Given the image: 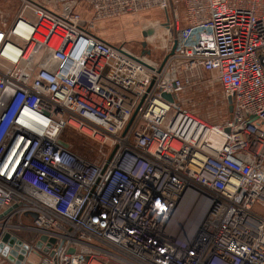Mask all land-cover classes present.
I'll use <instances>...</instances> for the list:
<instances>
[{"label": "built area", "instance_id": "obj_1", "mask_svg": "<svg viewBox=\"0 0 264 264\" xmlns=\"http://www.w3.org/2000/svg\"><path fill=\"white\" fill-rule=\"evenodd\" d=\"M16 1L0 26V264H264V0ZM144 12L167 16L160 64L100 36ZM209 77L232 99L225 123L175 98ZM68 127L111 159L72 152ZM189 194L204 214L182 231Z\"/></svg>", "mask_w": 264, "mask_h": 264}, {"label": "rangeland", "instance_id": "obj_2", "mask_svg": "<svg viewBox=\"0 0 264 264\" xmlns=\"http://www.w3.org/2000/svg\"><path fill=\"white\" fill-rule=\"evenodd\" d=\"M19 7V3L16 0H0L1 27L7 28L10 25L17 15ZM113 21L102 33L109 36L112 45L123 46L126 50L140 54L144 50L142 47V43H144V38H142L144 37V31L142 33L141 27H144L145 30L148 27H152L156 30L155 37L151 43L147 44L145 49L150 54L145 55V57L154 64H160L164 60L167 52L165 45L169 38L164 25L167 23L165 13H140L124 16ZM12 41L16 43L14 39ZM209 79L208 82L191 87L175 98L182 104L183 109L198 119L208 124L225 123L230 119L231 111L221 101V99L224 101L225 95L220 84L215 80H211L210 77ZM62 138L70 145L72 152L85 158L92 164H104L113 153V149L109 143L100 142L73 127H68L64 131ZM189 195L183 198L174 216L175 226H179L182 231L195 229L204 214L203 202L200 199H196L193 194L190 197ZM254 211L264 215V211L259 206H256ZM36 263L35 256L31 255L29 264Z\"/></svg>", "mask_w": 264, "mask_h": 264}, {"label": "water", "instance_id": "obj_3", "mask_svg": "<svg viewBox=\"0 0 264 264\" xmlns=\"http://www.w3.org/2000/svg\"><path fill=\"white\" fill-rule=\"evenodd\" d=\"M154 32H155V30L153 29V30H151L149 33L151 34V33H154ZM144 37H145V38L147 37V33H144ZM143 42H144V41H143ZM142 47H143L144 50H145V48L147 47V42L142 43ZM145 54H146V53H145ZM147 54H150V52L147 51ZM163 97H164L165 99H167L168 101H170V102H174V99H173V97H172L171 95L164 94ZM228 102H229L230 105H232V99H231V98H228ZM227 131H228V130H227ZM63 145H64L65 147H68L67 144H64V143H63ZM112 155H113V153H112ZM112 155L110 156L109 159H111ZM12 241H13V240H11L10 236H9V235H6V236L3 238L2 243L0 244V253H1L3 256L7 257V259H8L9 261L14 262V258L12 257V255H9V254H8V249L4 246V244H6V243H11ZM20 259H22V257H20ZM17 264H19V262H17Z\"/></svg>", "mask_w": 264, "mask_h": 264}, {"label": "crops", "instance_id": "obj_4", "mask_svg": "<svg viewBox=\"0 0 264 264\" xmlns=\"http://www.w3.org/2000/svg\"><path fill=\"white\" fill-rule=\"evenodd\" d=\"M80 13H82V15L84 16V17H89L90 16V13L88 12V11H86V9L83 7V8H81L80 9ZM144 13H147V12H144ZM140 17V16H139ZM114 21L113 20H109L107 23H106V28H107V26H109L110 24H112ZM141 29H142V33H143V31H144V33H147V37L145 38V37H142V38H144L143 39V41L144 42H147V44H149V43H151L152 41H153V39H154V37H155V33H149L151 30H153V28L152 27H148V28H146V30L144 29V27L142 28L141 27ZM142 33H141V35H142ZM104 40H106L107 42H109V43H111L110 42V39H109V36H107V35H104V34H101L100 35ZM146 53V54H145ZM140 54H142V55H149V54H147V50L145 49V50H142L141 52H140Z\"/></svg>", "mask_w": 264, "mask_h": 264}, {"label": "trees", "instance_id": "obj_5", "mask_svg": "<svg viewBox=\"0 0 264 264\" xmlns=\"http://www.w3.org/2000/svg\"><path fill=\"white\" fill-rule=\"evenodd\" d=\"M221 101L224 102V104L227 105V107L230 109V105L226 97L224 98V101L222 99Z\"/></svg>", "mask_w": 264, "mask_h": 264}, {"label": "flooded vegetation", "instance_id": "obj_6", "mask_svg": "<svg viewBox=\"0 0 264 264\" xmlns=\"http://www.w3.org/2000/svg\"><path fill=\"white\" fill-rule=\"evenodd\" d=\"M154 30H155V29H154ZM155 32H156V30H155ZM155 32H154V33H155Z\"/></svg>", "mask_w": 264, "mask_h": 264}]
</instances>
